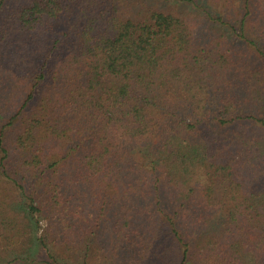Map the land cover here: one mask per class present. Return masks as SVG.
<instances>
[{
	"label": "trees",
	"instance_id": "trees-1",
	"mask_svg": "<svg viewBox=\"0 0 264 264\" xmlns=\"http://www.w3.org/2000/svg\"><path fill=\"white\" fill-rule=\"evenodd\" d=\"M0 264H264V0H0Z\"/></svg>",
	"mask_w": 264,
	"mask_h": 264
}]
</instances>
